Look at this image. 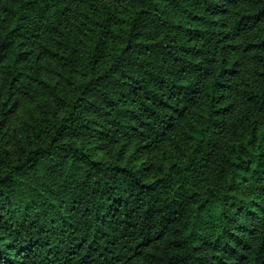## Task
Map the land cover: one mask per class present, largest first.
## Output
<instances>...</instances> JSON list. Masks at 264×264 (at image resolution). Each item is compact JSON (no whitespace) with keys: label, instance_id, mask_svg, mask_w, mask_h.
Segmentation results:
<instances>
[{"label":"trees","instance_id":"1","mask_svg":"<svg viewBox=\"0 0 264 264\" xmlns=\"http://www.w3.org/2000/svg\"><path fill=\"white\" fill-rule=\"evenodd\" d=\"M0 264H264V0H0Z\"/></svg>","mask_w":264,"mask_h":264}]
</instances>
